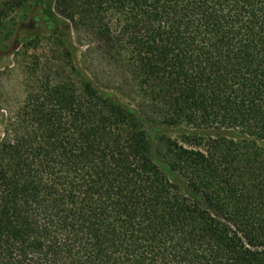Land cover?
I'll use <instances>...</instances> for the list:
<instances>
[{
	"label": "trees",
	"instance_id": "1",
	"mask_svg": "<svg viewBox=\"0 0 264 264\" xmlns=\"http://www.w3.org/2000/svg\"><path fill=\"white\" fill-rule=\"evenodd\" d=\"M55 10L135 110L44 71L0 139V264H264V0ZM146 123L191 133L161 164Z\"/></svg>",
	"mask_w": 264,
	"mask_h": 264
},
{
	"label": "rangeland",
	"instance_id": "2",
	"mask_svg": "<svg viewBox=\"0 0 264 264\" xmlns=\"http://www.w3.org/2000/svg\"><path fill=\"white\" fill-rule=\"evenodd\" d=\"M56 0H0V139L4 137L9 122L23 106L28 90L37 79L52 68H75V77L90 82L111 100L135 107L115 90L122 77L97 53L86 34L76 31L69 20L55 10ZM51 11L54 16L49 14ZM69 52L62 61L61 54ZM148 70L152 69L149 54L144 49ZM149 132L151 152L162 164L158 154L163 139H182L191 133L187 126L165 127L145 124Z\"/></svg>",
	"mask_w": 264,
	"mask_h": 264
}]
</instances>
